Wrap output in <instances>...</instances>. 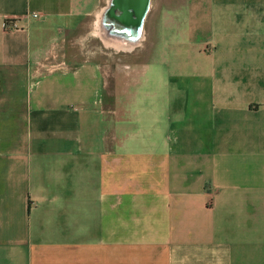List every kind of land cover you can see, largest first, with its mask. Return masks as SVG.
<instances>
[{
  "label": "crops",
  "instance_id": "1",
  "mask_svg": "<svg viewBox=\"0 0 264 264\" xmlns=\"http://www.w3.org/2000/svg\"><path fill=\"white\" fill-rule=\"evenodd\" d=\"M0 264H264V0H0Z\"/></svg>",
  "mask_w": 264,
  "mask_h": 264
},
{
  "label": "rangeland",
  "instance_id": "2",
  "mask_svg": "<svg viewBox=\"0 0 264 264\" xmlns=\"http://www.w3.org/2000/svg\"><path fill=\"white\" fill-rule=\"evenodd\" d=\"M103 12L102 10L98 14L85 19L76 33L64 37L61 40L62 51L59 52L60 55H65L66 57L72 54L71 56H76L77 59L91 56L102 63L106 62L109 66L122 58L126 59L130 52L115 51L107 46L108 41H106L104 34ZM112 67H106V69L110 71Z\"/></svg>",
  "mask_w": 264,
  "mask_h": 264
},
{
  "label": "built area",
  "instance_id": "3",
  "mask_svg": "<svg viewBox=\"0 0 264 264\" xmlns=\"http://www.w3.org/2000/svg\"><path fill=\"white\" fill-rule=\"evenodd\" d=\"M32 16H33V17H37V14L33 13ZM6 26L16 27V24L12 23V24L10 25L9 22H6Z\"/></svg>",
  "mask_w": 264,
  "mask_h": 264
}]
</instances>
